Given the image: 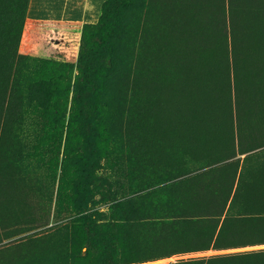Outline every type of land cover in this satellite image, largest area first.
Masks as SVG:
<instances>
[{"label":"rangeland","instance_id":"374dc122","mask_svg":"<svg viewBox=\"0 0 264 264\" xmlns=\"http://www.w3.org/2000/svg\"><path fill=\"white\" fill-rule=\"evenodd\" d=\"M28 2L0 54V264H102L92 226L114 264L264 250V0L85 26L26 24Z\"/></svg>","mask_w":264,"mask_h":264},{"label":"trees","instance_id":"16d2710c","mask_svg":"<svg viewBox=\"0 0 264 264\" xmlns=\"http://www.w3.org/2000/svg\"><path fill=\"white\" fill-rule=\"evenodd\" d=\"M13 2L14 0H12L9 3L11 7L10 10L13 14L11 12L9 14H5V12L3 13L2 8L0 7V54H6L8 51L9 54H11L12 52L11 45H13L12 43H14V45H17V37L19 34L18 18H17L18 10L14 12V10L12 9V7H14ZM122 3H124L123 0H111V1L107 0L103 5L102 15L98 23L109 22L110 18L108 16V12H110V10L113 8L112 6H118ZM25 9H26L25 11H27V7ZM104 41H105V46H107L108 40L104 39ZM108 52L110 54V57L113 58L114 55L110 48H108ZM240 67L242 66L239 64L237 58V92L243 94L244 91H246V86L242 82ZM237 99H238V95H237ZM91 145L93 146L92 142ZM80 168H83V166L78 163L77 170H80ZM89 219H90L89 221L91 222V218ZM91 228L95 232V237L97 238V244L100 250V257L103 261H105L102 264H114L115 263L114 259L117 250L116 246L113 244V242H111L110 240H108L106 237H104L99 233V229L97 226H92ZM86 242L89 243L90 238H87ZM183 244H185V242L181 243L180 245ZM158 252L165 253V248H158ZM161 255L163 256L167 254H161ZM78 256H80V254L75 255V257ZM172 264H264V250L245 252L237 255H219V256L215 255L209 258H204L194 261L193 260L179 261Z\"/></svg>","mask_w":264,"mask_h":264},{"label":"crops","instance_id":"0c3cea01","mask_svg":"<svg viewBox=\"0 0 264 264\" xmlns=\"http://www.w3.org/2000/svg\"><path fill=\"white\" fill-rule=\"evenodd\" d=\"M107 0H29L27 23L95 25Z\"/></svg>","mask_w":264,"mask_h":264}]
</instances>
